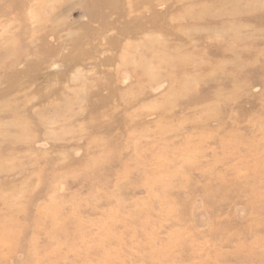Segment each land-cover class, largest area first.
<instances>
[{
  "label": "rangeland",
  "instance_id": "1",
  "mask_svg": "<svg viewBox=\"0 0 264 264\" xmlns=\"http://www.w3.org/2000/svg\"><path fill=\"white\" fill-rule=\"evenodd\" d=\"M0 264H264V0H0Z\"/></svg>",
  "mask_w": 264,
  "mask_h": 264
}]
</instances>
